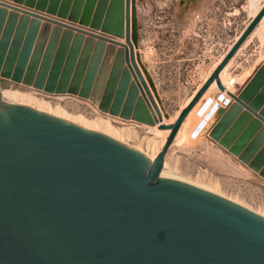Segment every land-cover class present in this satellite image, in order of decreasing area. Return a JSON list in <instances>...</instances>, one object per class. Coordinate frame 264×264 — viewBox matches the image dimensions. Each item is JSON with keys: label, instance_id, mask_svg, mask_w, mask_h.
<instances>
[{"label": "water", "instance_id": "1", "mask_svg": "<svg viewBox=\"0 0 264 264\" xmlns=\"http://www.w3.org/2000/svg\"><path fill=\"white\" fill-rule=\"evenodd\" d=\"M52 2L50 10L59 6ZM71 4L73 17L79 5ZM109 8L103 29L125 35L127 46L0 7V84L90 95L104 110L170 133L148 163L102 133L0 98V264H264V217L161 174L191 109L214 80L224 89L219 74L264 5L171 124L162 123L154 83L136 62L132 0ZM233 98L211 136L264 177V65Z\"/></svg>", "mask_w": 264, "mask_h": 264}, {"label": "rangeland", "instance_id": "2", "mask_svg": "<svg viewBox=\"0 0 264 264\" xmlns=\"http://www.w3.org/2000/svg\"><path fill=\"white\" fill-rule=\"evenodd\" d=\"M37 1L29 3L28 0H0V7H6L8 10L18 9L20 14L26 13L30 18L39 17L42 22L71 29L74 34L92 36L95 40L104 38L107 43L116 41L124 44L123 47L126 45L125 35L120 36L103 29L106 16L112 13L109 8L112 0H109V3H106L107 0H72L79 5L73 17L70 11L75 7L74 4H71L70 9L67 8L70 0H59V6L53 10L48 8L53 0H40L39 6ZM132 2L137 19L136 62H140L141 65L138 66L144 77L145 69L154 83L159 99L151 87L150 89L161 113L164 117L167 113V119H173L198 86L205 81L220 56L231 47L248 25L263 0ZM257 28L254 36L244 47H240L242 50H238L240 52H237L238 55L232 59L225 71L227 87L234 78L235 84L230 87L232 97L239 96L245 83L264 65V19ZM124 67H128L127 62ZM131 80H134L133 76ZM8 89L12 96L18 95L22 100L29 101L32 97L34 105L45 106L50 113L71 117L89 128L110 129L116 137L150 157L156 155L154 146L156 151L161 148L160 135L153 129L149 130L156 124L142 123L132 118H124L120 113L116 114L109 109L104 110L101 108V102L92 100L90 95L82 96L69 91L50 92L33 85L24 86L21 82L2 81L0 91ZM139 96H142L141 91ZM213 96H209L194 111L185 141L172 143L165 156L162 171L212 187L221 194L264 214V177L249 164L242 162L238 156L234 157L211 136L220 118L217 107L215 109L213 106L210 112H213L210 122L205 123L202 120L214 99ZM208 99L210 102L203 108ZM252 119H256V116L252 115ZM201 122H204V125L197 131ZM263 127L264 122H261L260 128Z\"/></svg>", "mask_w": 264, "mask_h": 264}, {"label": "bare ground", "instance_id": "3", "mask_svg": "<svg viewBox=\"0 0 264 264\" xmlns=\"http://www.w3.org/2000/svg\"><path fill=\"white\" fill-rule=\"evenodd\" d=\"M263 5H264V0H263V2H262V4L260 5V7H259V10L255 13V15L253 16V17H255L256 16V14L260 11V9L263 7ZM252 17V18H253ZM251 18V19H252ZM264 18H262V20H263ZM261 20V21H262ZM251 21V20H250ZM249 21V22H250ZM260 21V22H261ZM260 24V23H259ZM258 24V25H259ZM258 25L256 26V28L253 30V32L249 35V37L246 39V41L242 44V47H244L249 41H250V39L254 36V34L256 33V31H257V27H258ZM241 34V33H240ZM239 34V35H240ZM239 37V36H238ZM238 37L234 40V42L238 39ZM233 44H231L230 46H232ZM230 49V47L224 52V54H222L221 56H220V58L218 59V61H217V64H219L220 62H221V60L223 59V57L225 56V54L227 53V51ZM239 50H240V48H239ZM238 52V51H237ZM236 52V53H237ZM235 56V55H234ZM233 56V57H234ZM233 57L230 59V61L226 64V66L222 69V71L220 72V74H219V78H220V81H221V83H222V85L224 86V88L225 87H227L226 85V80H225V71H226V69H227V67L229 66V64L232 62V59H233ZM137 61H138V59H137ZM138 65H141L140 64V62L138 61ZM217 66L215 65L214 67H213V69L210 71V73L212 74V71H214V69L216 68ZM211 74H209V76L211 75ZM146 77V76H145ZM0 78H1V76H0ZM147 79V78H146ZM208 79V78H207ZM206 79V80H207ZM11 81V80H10ZM249 81V80H248ZM247 81V82H248ZM14 82V81H13ZM247 82L245 83V85H244V87L246 86V84H247ZM204 84V83H203ZM229 84V83H228ZM235 84V83H234ZM22 85H24L25 86V84L24 83H22ZM230 85V84H229ZM231 86H233V85H230L229 87H228V89L230 90V87ZM27 87H29V88H31L32 86H27ZM198 87H200V86H198ZM244 87L242 88V89H244ZM201 88V87H200ZM199 88V89H200ZM217 89L220 91V88L218 87V84H217V82H216V80H214L213 81V83L209 86V88L204 92V94L202 95V97L198 100V102L195 104V106L191 109V111L189 112V114L187 115V117L185 118V120L183 121V123H182V125H181V127H180V129L178 130V132H177V134H176V136H175V138H174V141H173V144H177V143H182V142H184L185 141V139L187 138V129H189L188 127H189V125H190V122H191V119H192V115H193V113H194V111L196 110V109H198L199 108V106H201L203 103H204V101L210 96V97H212L213 95V101L211 102V104H210V106L208 107V110H207V112L205 113V116L203 117L204 118V120H206V121H209L210 119H211V117H212V113L211 114H209L211 111H212V109H213V106H215V109H216V107H217V109H224L223 107H222V103L220 102V100L218 99V95H219V91H217ZM241 89V90H242ZM197 89H196V91H194V93L192 94L193 95V97H194V95L197 93ZM196 92V93H195ZM229 93H230V95L232 96V92L231 91H229ZM192 95L189 97V99L186 101V103H185V105L187 104H189V102L191 101V99L193 98L192 97ZM0 98L5 102V103H9V104H15V105H20V106H25V107H28V108H31V109H34V110H36V111H39V112H43V113H46V114H49V115H52V116H54V117H57V118H59V119H62V120H65V121H68V122H70V123H73V124H76V125H78V126H80V127H82V128H85V129H87V130H91V131H96V132H99V133H102V134H104V135H106V136H108V137H110V138H112V139H114V140H116V141H118V142H120V143H122V144H125V145H127V146H129V147H131L132 149H134L136 152H138L140 155H142L147 161H148V163H152V161L156 158V156L158 155V153L160 152V149H162V147H163V145L165 144V141H166V139H167V137H168V135H169V133H170V129H160L159 128V125L158 124H156L155 126H151L150 127V129L149 130H151V129H153L156 133H158V135H160V137H161V148L159 149V150H155V146H154V148H153V151L154 152H156V155H154V157H150L147 153H145V152H143L142 150H140V149H138V148H135V147H132V146H130L129 144H127V143H125L124 142V140H122L120 137L118 138V137H116V135L110 130V129H96V128H89V127H86V126H84L83 125V123H81L80 121H75L74 119H72L71 117H66L65 115H62V114H53V113H50L49 111H48V109H47V107H45V106H42V107H37L36 105H34L33 103H32V97H30V99H29V101H25V100H22V99H20L19 97H18V95H14V96H12L11 95V92H10V90L8 89V90H1L0 91ZM233 98V97H232ZM210 102V99H208L207 101H206V103L203 105V108H204V106H206V104H208ZM233 104V103H232ZM184 105V106H185ZM186 105V106H187ZM185 106V107H186ZM184 107V108H185ZM220 110H219V112H220ZM218 112V113H219ZM163 115V118H162V120H163V122L162 123H165V124H171V123H173V122H175L176 121V119H177V117H178V115H179V113H177L176 114V116L173 118V119H167L168 118V116H166L165 115V117H164V114H162ZM215 115V114H214ZM201 124H203L204 125V122H201ZM200 124V125H201ZM199 125V126H200ZM202 125V126H203ZM198 126V127H199ZM202 128V127H201ZM200 128V129H201ZM199 129L197 128V131H198ZM151 143V142H150ZM155 145V144H154ZM151 150H152V146H151ZM152 151V152H153ZM228 151V150H227ZM235 157V156H234ZM166 171H162L161 172V174H164V175H168V176H173V175H170V174H167V173H165ZM173 177H177V176H173ZM177 178H181V177H177ZM181 179H183V180H186V181H188V182H190V183H193V184H195V185H197V186H199V187H201V188H203V189H205V190H207V191H209V192H211V193H214V194H217V195H219V196H221V197H224V198H226V199H228V200H230V201H232V202H234V203H237V204H239V205H241V206H243V207H245V208H247V209H249V210H251V211H253L254 213H256V214H258V215H260V216H262V217H264V214H262V213H260V212H258V211H255V210H253V209H251V208H249V207H247V206H245L244 204H242V203H240V202H238V201H236V200H234V199H232V198H229V197H227V196H225V195H223V194H221L218 190H216V189H214V188H212V187H209V186H204V185H201V184H199V183H196V182H192V181H190V180H188V179H184V178H181Z\"/></svg>", "mask_w": 264, "mask_h": 264}, {"label": "built area", "instance_id": "4", "mask_svg": "<svg viewBox=\"0 0 264 264\" xmlns=\"http://www.w3.org/2000/svg\"><path fill=\"white\" fill-rule=\"evenodd\" d=\"M234 84V78L230 81V85ZM228 87H225L223 90L219 91L218 99L222 103L223 108H228L234 102V99L229 93Z\"/></svg>", "mask_w": 264, "mask_h": 264}, {"label": "crops", "instance_id": "5", "mask_svg": "<svg viewBox=\"0 0 264 264\" xmlns=\"http://www.w3.org/2000/svg\"><path fill=\"white\" fill-rule=\"evenodd\" d=\"M250 20H251V19H250ZM250 20H249V21H250ZM241 50H242V49H241ZM241 50H240V51H241ZM240 51H239V52H240ZM239 52H238V53H239ZM238 53L235 54V56H234L233 59L236 58V56L238 55ZM217 65H218V64L216 63V66H217ZM212 72H213V71H212ZM209 74H211V73H209ZM209 74H208L207 78L209 77ZM207 78H206V79H207ZM206 79H205V81H206ZM205 81H204V82H205ZM204 82H203V83H204ZM203 83L200 85V87L203 85ZM200 87H198L197 90H198ZM195 91H196V90H195ZM193 93H194V92H193ZM195 93H196V92H195ZM192 97H193V95H192ZM186 105H187V104H186ZM186 105H185V106H186ZM185 106H183L182 109H183ZM209 106H210V104H209ZM182 109H180L177 113H180ZM207 110H208V109H207ZM207 110L205 111V113L207 112ZM219 110H220V109H218V112H219ZM218 112H217V114H218ZM205 113H204V114H205ZM209 114H210V113H209ZM203 116H204V115H203ZM216 116H217V115H216ZM215 118H216V117H215ZM215 118H214V119H215ZM214 119H213V120H214ZM202 120H203L205 123L210 122V120H209V121H206V120H204V118H202Z\"/></svg>", "mask_w": 264, "mask_h": 264}]
</instances>
